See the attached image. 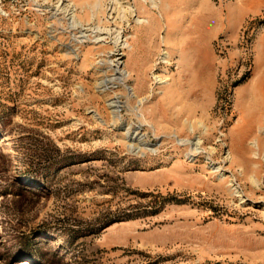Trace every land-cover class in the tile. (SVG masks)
Here are the masks:
<instances>
[{
    "label": "rangeland",
    "instance_id": "374dc122",
    "mask_svg": "<svg viewBox=\"0 0 264 264\" xmlns=\"http://www.w3.org/2000/svg\"><path fill=\"white\" fill-rule=\"evenodd\" d=\"M0 264H264V0H0Z\"/></svg>",
    "mask_w": 264,
    "mask_h": 264
},
{
    "label": "bare ground",
    "instance_id": "6f19581e",
    "mask_svg": "<svg viewBox=\"0 0 264 264\" xmlns=\"http://www.w3.org/2000/svg\"><path fill=\"white\" fill-rule=\"evenodd\" d=\"M153 1V3H154V0H152ZM139 19V18H138ZM117 39H118V37H117ZM168 55V54H167ZM166 56V53L164 54V57ZM113 61V60H112ZM114 64H115V67H116V70H117V72L121 75V78L120 79H122V76L124 77V72H123V70L122 69H120V64H119V61L117 60V59H115V62H114ZM115 69V68H114ZM116 74V73H115ZM117 75V74H116ZM117 78V77H116ZM155 78H160L158 75H155ZM111 80V79H110ZM114 80H115V77H114ZM117 80V79H116ZM119 80V79H118ZM199 142V141H198ZM193 143V142H192ZM256 142H253V145L254 146H256ZM196 149H197V147H196Z\"/></svg>",
    "mask_w": 264,
    "mask_h": 264
}]
</instances>
